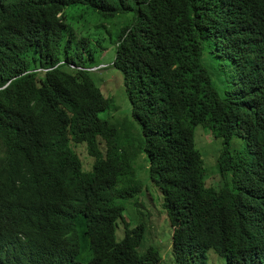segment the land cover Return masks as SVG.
I'll return each instance as SVG.
<instances>
[{"label": "trees", "instance_id": "16d2710c", "mask_svg": "<svg viewBox=\"0 0 264 264\" xmlns=\"http://www.w3.org/2000/svg\"><path fill=\"white\" fill-rule=\"evenodd\" d=\"M9 6L0 14V201L14 195L17 210L0 218V264H208L211 250L226 264H264V153L250 142L264 143V0ZM80 7L115 45L129 121L100 116L114 100L92 74L98 48L67 20ZM125 15L115 31L105 25ZM204 129L208 145L196 141ZM148 174L173 228L165 251L146 243L150 224L125 213L135 200V213L149 215ZM214 175L219 186H208Z\"/></svg>", "mask_w": 264, "mask_h": 264}, {"label": "rangeland", "instance_id": "374dc122", "mask_svg": "<svg viewBox=\"0 0 264 264\" xmlns=\"http://www.w3.org/2000/svg\"><path fill=\"white\" fill-rule=\"evenodd\" d=\"M78 14H81V16H77V18H74L69 11L67 20L73 24L76 31H78L80 34L83 33L84 35L89 36L91 38V42L94 43L98 48V51L96 53V65L91 67V70H94L96 72H92V74L97 85L102 87L105 95L107 97H111L114 100V105L109 109L101 112L100 116L102 118H127L129 121L131 120V104L125 92L123 76L119 70L111 66L115 58V45H113L112 42L110 43L106 28H99L102 20L95 12H93L91 9H87L86 7H80ZM129 16L130 15L117 17L114 20V23L116 24L115 26L113 22L108 21H105V25L108 26L107 28H110L112 25L115 31L116 27L119 26L122 21H125L127 18H129ZM99 39H101L102 45H105L107 47V50L102 49V51H100L98 45ZM121 60L122 59H120L118 62H121ZM136 130H138V133ZM139 131V125H136V128H131L130 133L135 136H130L133 141L134 139L138 140L140 138ZM209 134V130H201L199 135L197 134L196 136V141L201 142L200 140H203V143L208 145L210 143ZM221 134L222 132L217 134L214 140L216 138H219ZM76 150L79 153L80 157L84 156L85 165L89 166L91 158H89V156L87 155L86 147L78 146ZM142 154L145 156L144 153ZM137 165L138 164L136 161L135 166L137 167ZM142 173L145 176V172L142 171ZM141 180L144 182L145 187H147V189L151 191V198L153 199H149L145 205L147 211L149 212V215H147V213L143 209H140V212H138L137 214L135 213V200L130 201L126 204L125 213L128 215L129 220L133 225H136L140 222H143L146 225L150 224L154 233V237L151 239L149 237L151 233L148 232V236L146 230V243H161V249L165 251L167 244H169V247L171 246L173 228L167 216V212H165V208L160 203V198L158 196L159 194L156 191L158 189L153 185L149 174L146 178ZM219 181V177L217 175H214L213 177L209 178L206 183L209 186H219ZM208 254V264H226V262H224L225 259L222 257L224 259L223 260L213 250L209 251ZM163 256L165 257L166 253H163Z\"/></svg>", "mask_w": 264, "mask_h": 264}, {"label": "clouds", "instance_id": "9594fccd", "mask_svg": "<svg viewBox=\"0 0 264 264\" xmlns=\"http://www.w3.org/2000/svg\"><path fill=\"white\" fill-rule=\"evenodd\" d=\"M18 1H20V0H18ZM11 2H12V0H4V1L0 0V14L4 13L10 9L9 4ZM36 71L45 72L46 69L39 68ZM237 141L235 142V144L233 146H236ZM250 142L252 145H254V147L258 151H260L261 153H264V151H263L264 143L260 139L255 138V139L251 140ZM4 171H5L4 167L0 164V173H3ZM16 210H17V202H16V198L14 195H11L10 197L0 201V218L3 216H7L8 214H10Z\"/></svg>", "mask_w": 264, "mask_h": 264}, {"label": "bare ground", "instance_id": "6f19581e", "mask_svg": "<svg viewBox=\"0 0 264 264\" xmlns=\"http://www.w3.org/2000/svg\"><path fill=\"white\" fill-rule=\"evenodd\" d=\"M24 220H25V218H24ZM24 220H23V221H24ZM19 221H20V220H19ZM22 223H23V222H22ZM28 223H29V222H28ZM18 225H20V224L18 223ZM22 225H23V224H22ZM15 226H16V225H15ZM15 229H16V228H15ZM26 234H27V233H26ZM28 235H29V234H28Z\"/></svg>", "mask_w": 264, "mask_h": 264}]
</instances>
